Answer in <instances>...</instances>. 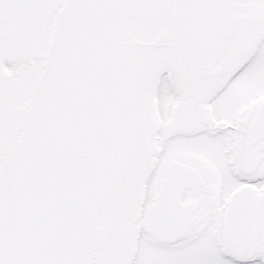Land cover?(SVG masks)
I'll return each mask as SVG.
<instances>
[{"label":"snow or ice","instance_id":"1","mask_svg":"<svg viewBox=\"0 0 264 264\" xmlns=\"http://www.w3.org/2000/svg\"><path fill=\"white\" fill-rule=\"evenodd\" d=\"M0 264H264V0H0Z\"/></svg>","mask_w":264,"mask_h":264}]
</instances>
